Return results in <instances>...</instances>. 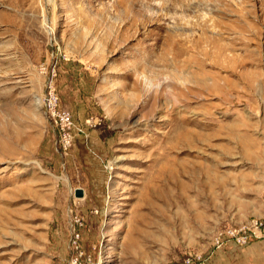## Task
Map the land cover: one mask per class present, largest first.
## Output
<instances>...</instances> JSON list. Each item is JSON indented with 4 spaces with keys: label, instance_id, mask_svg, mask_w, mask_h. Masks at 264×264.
Instances as JSON below:
<instances>
[{
    "label": "rangeland",
    "instance_id": "rangeland-1",
    "mask_svg": "<svg viewBox=\"0 0 264 264\" xmlns=\"http://www.w3.org/2000/svg\"><path fill=\"white\" fill-rule=\"evenodd\" d=\"M263 194L264 0H0V264H186Z\"/></svg>",
    "mask_w": 264,
    "mask_h": 264
},
{
    "label": "built area",
    "instance_id": "built-area-1",
    "mask_svg": "<svg viewBox=\"0 0 264 264\" xmlns=\"http://www.w3.org/2000/svg\"><path fill=\"white\" fill-rule=\"evenodd\" d=\"M50 116L56 120L59 116L65 120L70 118V113L66 110L57 109L56 98H51L49 104ZM264 197V194H263ZM264 236V219L255 217L246 223L237 226H225L217 231L214 242L216 246H221L225 240H232L239 245L248 244L253 238ZM186 264H208V258L200 251H190L185 257Z\"/></svg>",
    "mask_w": 264,
    "mask_h": 264
},
{
    "label": "crops",
    "instance_id": "crops-1",
    "mask_svg": "<svg viewBox=\"0 0 264 264\" xmlns=\"http://www.w3.org/2000/svg\"><path fill=\"white\" fill-rule=\"evenodd\" d=\"M214 233L206 250L202 252L208 258V264H264V236L253 238L246 245H239L232 240H225L216 246Z\"/></svg>",
    "mask_w": 264,
    "mask_h": 264
}]
</instances>
